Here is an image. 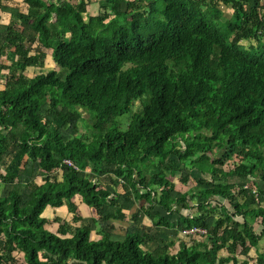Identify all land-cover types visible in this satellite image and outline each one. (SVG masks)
<instances>
[{"label": "trees", "instance_id": "trees-1", "mask_svg": "<svg viewBox=\"0 0 264 264\" xmlns=\"http://www.w3.org/2000/svg\"><path fill=\"white\" fill-rule=\"evenodd\" d=\"M90 1L0 0V264H264V0H105L86 20ZM62 206L71 222L44 218ZM144 218L176 237L146 250Z\"/></svg>", "mask_w": 264, "mask_h": 264}, {"label": "rangeland", "instance_id": "rangeland-1", "mask_svg": "<svg viewBox=\"0 0 264 264\" xmlns=\"http://www.w3.org/2000/svg\"><path fill=\"white\" fill-rule=\"evenodd\" d=\"M18 2V6H20L24 11L27 10V8L25 7V5H21L19 2L20 0H16L15 3ZM106 2L105 0H91L88 7H87V16H86V20L90 18V16H98L100 14H103L106 11ZM225 12L224 15V19L223 21H225L226 23L224 24L226 26V24L231 20V16H232V9H230V7H226V6H221ZM247 45V44H246ZM52 53L51 52H46V59L42 62V65L39 66L38 68L29 70L26 74L30 77L33 78L36 75H39L40 73H46V72H52L55 70L54 67V63L52 61ZM5 63V61H4ZM7 73H4L3 79L4 77H6ZM5 85V81L2 80L0 82V89L4 88ZM147 103L146 98H142L139 100L134 101L133 103V107L131 109V111L125 115H123V117L119 118L118 120V129L121 132H126L128 125L131 122V117L133 115V113H137L140 111V109L145 106V104ZM85 120H88L87 115H85ZM80 135L86 136L87 135V139H88V143H90V141L93 138V134L92 132H90V128L89 125H81L80 126ZM264 153V151H263ZM213 155H209L208 157L210 158V160H213ZM239 162L235 161V160H231L229 161V163L224 167L225 170H230L233 169L234 166H236ZM227 167V168H226ZM204 171V176L200 175L197 172L194 171L193 172V179H200V177L202 179H205V181L210 182V175L206 172L210 169V164L204 165L201 167ZM101 180H103L104 182H106L107 184H110V180L107 177H101ZM180 175L176 177L175 180H173L176 184V188L178 191L182 192V193H187L189 192V190H191L193 187L197 186L196 182L194 180H190V182L188 184H183L180 183ZM190 202H191V209H183L182 213L183 214H191L192 212H195L198 205H199V199L197 197H195L194 194L190 193ZM212 205L214 204H219V206H224L225 208L229 209V205L227 204L226 201H224L223 199H220L218 197L212 198L211 201ZM177 209L181 210V207H177ZM136 210V206L133 207L132 211ZM143 217H141L142 219ZM238 222H241L240 219H237ZM146 226L148 228V232L150 233V236L152 237V241L150 243H146L143 248H145L148 251H151L152 249H154L159 243H161L162 240H167V239H171L176 237V234H174V232H172L171 230H165V229H159V228H150L151 227V223L148 220H145V218L143 219V223L142 226ZM128 225L127 224H115V228H117L116 230V234L117 235H124L122 234V230H124ZM111 228V226L107 227V231H109ZM96 229V228H95ZM256 231L258 233H260L261 231V227L260 226H256ZM190 240V239H188ZM178 242V241H176ZM177 246H175L174 248L171 249V253H175L177 251ZM262 250L264 251V243L262 245ZM222 254L226 255L225 252H223ZM16 256L18 257V262L15 264H25L24 262V258L23 255H19L16 254ZM251 256V261L250 264H257L256 263V253L255 250L253 249L250 253ZM239 259H241L239 257Z\"/></svg>", "mask_w": 264, "mask_h": 264}, {"label": "crops", "instance_id": "crops-1", "mask_svg": "<svg viewBox=\"0 0 264 264\" xmlns=\"http://www.w3.org/2000/svg\"><path fill=\"white\" fill-rule=\"evenodd\" d=\"M16 0H13L14 4H18L15 3ZM12 3V6H13ZM21 5L22 4V0H20L19 2ZM26 7V6H25ZM0 18H1V24L3 25H9L11 23V15L6 13V12H2L0 11ZM42 179L39 178L37 180V182L39 184H42ZM76 204L79 208V212L81 213V216L84 220L89 221L91 219H95V214L94 211L89 208L88 206H86L83 202L82 199L77 197L76 198ZM44 218L48 219L49 221L54 220L55 218H61V220H64L65 222H71V220L73 219V217L71 216L70 213H68L66 206H62L60 208H51L48 207L46 209V211L44 212ZM59 230V225H54L52 226V228H50V231H52L53 233H56ZM97 231V230H96ZM96 231L93 232L94 236L96 235Z\"/></svg>", "mask_w": 264, "mask_h": 264}, {"label": "built area", "instance_id": "built-area-1", "mask_svg": "<svg viewBox=\"0 0 264 264\" xmlns=\"http://www.w3.org/2000/svg\"><path fill=\"white\" fill-rule=\"evenodd\" d=\"M63 165L64 166H67V167H71V168H73L76 171H79L80 170L79 167L75 163H73L72 161H70V160H65L63 162ZM204 233H205L204 230H200V229H197V228H194L192 230H189V231H185L184 232L185 235H196V234H204Z\"/></svg>", "mask_w": 264, "mask_h": 264}]
</instances>
